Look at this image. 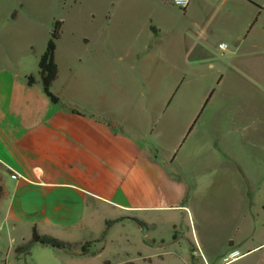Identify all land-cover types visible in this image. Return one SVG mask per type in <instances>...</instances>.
I'll return each instance as SVG.
<instances>
[{"label": "crops", "instance_id": "0c3cea01", "mask_svg": "<svg viewBox=\"0 0 264 264\" xmlns=\"http://www.w3.org/2000/svg\"><path fill=\"white\" fill-rule=\"evenodd\" d=\"M186 14L226 23L224 39L217 44L226 43L221 65L212 60L210 45L200 43L206 31L192 30L196 39L189 38V44L186 34L181 41V36L165 32L169 40L162 48L151 41L142 48L102 47L97 77L74 74L61 80L56 60L58 76L51 90L62 101L54 103L40 81L26 82L28 75H38L41 55L31 65L27 60L0 63V235L9 239L4 264H14L9 255L19 259L31 254L38 244L25 254L16 247L31 238L33 228L70 244L71 250H61L67 255L87 256L90 251L80 254L79 246L101 240L88 238L95 236L97 219L100 225L107 220L104 213H129L149 227L171 218L170 211L186 208L188 184L172 170L175 157L156 144L152 127L166 116L183 117L180 140L201 113L204 99L187 110L180 96L182 110L174 111L172 102L179 93H155L152 86L160 75L155 60L169 65L171 53L182 51L183 62L191 67L217 68L218 90L223 83L227 86V132L240 133L242 141H224L218 135L215 151L236 157L243 174L251 175L244 152L259 145L246 134L264 125V0H191ZM149 28L155 35L164 33L155 25ZM26 45L29 54L33 46ZM139 66L147 85L141 94L127 88L134 79L124 76L125 70L135 73ZM106 71L108 78L102 76ZM215 109L211 115L220 117L223 109ZM212 127L220 132L214 123Z\"/></svg>", "mask_w": 264, "mask_h": 264}, {"label": "rangeland", "instance_id": "374dc122", "mask_svg": "<svg viewBox=\"0 0 264 264\" xmlns=\"http://www.w3.org/2000/svg\"><path fill=\"white\" fill-rule=\"evenodd\" d=\"M56 19L64 21L56 47L61 80L74 74L79 78L100 76L102 47L142 48L151 41L162 48L168 43L167 33L181 36V41L186 34L189 44V38L196 39L191 32L195 28L207 32L205 41L200 43L210 45V56L218 61V66L219 60L225 58L217 44L224 39L226 23L206 22L187 15L174 0H0V63L27 60L31 65V60L45 50ZM150 25L164 33L155 35ZM27 42L33 46L29 54L24 52L29 50ZM169 62L167 65L163 59L155 60V69H160L157 82H161L152 86L155 93L168 89L179 93L172 102L174 111L182 110L180 96L187 110L204 99L201 113L180 140L183 117L166 116L152 127L156 144L165 148L167 156L175 157L172 170L188 184L186 208L170 211L171 218L143 228L135 221L140 219L129 213H104L107 220L125 215L133 221L123 219L114 223L104 240L92 242L87 256L67 255L38 244L30 255L19 259L9 255L14 264H264V125L251 128L246 134V139L259 145L244 152L245 159L251 162V175L247 177L239 159L215 151L218 135L224 141H242L240 133L227 132V86L223 83L218 90L217 68L186 65L182 51L171 53ZM140 68L136 74L125 70L124 75L134 79L127 88L137 94L147 89ZM105 75L111 76L108 71L102 76ZM212 106L215 110L222 108V116L211 115ZM166 120L170 123L163 127ZM212 123L220 129L219 133L213 131ZM95 226V236L90 240L102 238L107 229L105 220L100 225L97 219ZM8 248L9 239L0 235V264H4ZM233 249H239L243 256L225 263L224 257Z\"/></svg>", "mask_w": 264, "mask_h": 264}, {"label": "trees", "instance_id": "16d2710c", "mask_svg": "<svg viewBox=\"0 0 264 264\" xmlns=\"http://www.w3.org/2000/svg\"><path fill=\"white\" fill-rule=\"evenodd\" d=\"M64 21L60 19H56L54 21L53 30L51 32V36L49 40L47 41L46 47L44 52L41 54L39 61H38V75L30 74L26 77V82L28 85H33L35 83L41 82L44 92L50 97V99L54 103H60L62 100L56 96L51 88L54 83V81L57 79L58 76V64L55 59L56 54V47H57V41L62 37V27H63ZM39 76V78H38ZM74 112H78V110L72 108L71 109ZM3 192V188L0 185V195ZM125 217H121L118 219H109L106 220L107 223V229L104 231L101 240H104L107 230L114 224L121 220H123ZM132 219V218H131ZM135 220V219H134ZM140 224L141 227L144 226V223L141 220H135ZM98 241V240H96ZM93 241H87L83 243L80 246V254H87L90 251V247ZM95 242V241H94ZM35 244H42L46 246H51L53 248L59 249V250H66L69 251L71 249V245L67 242L52 237L46 234H40L36 228H33L31 238L25 242L24 244L16 247V252L18 253H29L31 248ZM192 250H194V247H191ZM109 264V263H106ZM126 264H135L133 262H128Z\"/></svg>", "mask_w": 264, "mask_h": 264}, {"label": "built area", "instance_id": "2783aa9c", "mask_svg": "<svg viewBox=\"0 0 264 264\" xmlns=\"http://www.w3.org/2000/svg\"><path fill=\"white\" fill-rule=\"evenodd\" d=\"M190 2L191 0H174V4L182 10H186ZM219 47L222 49L226 48V43H221ZM242 256H243V253H241L239 249H233L224 257V262L229 263Z\"/></svg>", "mask_w": 264, "mask_h": 264}]
</instances>
